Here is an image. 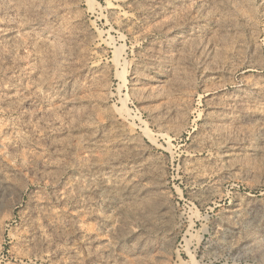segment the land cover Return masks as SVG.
Returning a JSON list of instances; mask_svg holds the SVG:
<instances>
[{
	"label": "rangeland",
	"instance_id": "obj_1",
	"mask_svg": "<svg viewBox=\"0 0 264 264\" xmlns=\"http://www.w3.org/2000/svg\"><path fill=\"white\" fill-rule=\"evenodd\" d=\"M0 264H264V0H0Z\"/></svg>",
	"mask_w": 264,
	"mask_h": 264
},
{
	"label": "bare ground",
	"instance_id": "obj_2",
	"mask_svg": "<svg viewBox=\"0 0 264 264\" xmlns=\"http://www.w3.org/2000/svg\"><path fill=\"white\" fill-rule=\"evenodd\" d=\"M128 134H130V133H128ZM130 136H132V135H130Z\"/></svg>",
	"mask_w": 264,
	"mask_h": 264
}]
</instances>
